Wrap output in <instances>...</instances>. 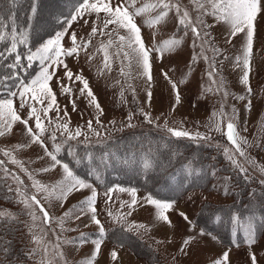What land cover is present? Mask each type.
I'll return each mask as SVG.
<instances>
[{
	"label": "snow or ice",
	"instance_id": "1",
	"mask_svg": "<svg viewBox=\"0 0 264 264\" xmlns=\"http://www.w3.org/2000/svg\"><path fill=\"white\" fill-rule=\"evenodd\" d=\"M136 4L137 0H75L67 15L61 13L63 17L61 29L33 48L29 46L30 36L27 23L18 30L15 11L18 0H0V45H3L0 47V137L13 133L14 126L17 124L21 126L22 136L27 137L26 143H16L11 149L0 148V153L8 158L7 161L0 159V172L3 173L0 175V190L7 187L8 193H14L15 203L22 206L21 214L29 218L28 221L22 222L16 213L10 210L0 211V237L11 234L15 230L14 226L20 224H23L30 235L29 244L25 245L26 251L23 253V259L13 256L11 241L0 239V264H24L25 260L31 261L32 264H67L65 254L61 250V243L70 245L77 243L78 240L79 244H84L88 239V234L81 232L78 238L62 240L59 235H56V230L51 227L53 221H56L62 232L74 230L65 227L68 221H80L82 218L87 219L97 227L98 234L91 241L94 245L91 256L82 262H78V264H94L97 256L101 253V245L105 242L107 233L104 224L98 218L97 189L93 182L78 175L70 163L59 155L64 145H67L68 155L75 157L76 162L79 163L82 158L77 156L76 148L71 142L75 141L78 144L91 146L92 137H95V144L104 146V149L99 154L86 153L83 159H86L91 166L89 175H94L95 179L100 181L102 179L99 171L101 163L105 168L116 165L126 168L128 165L134 164L142 170L149 168L155 170L157 167H165L164 161L160 159L161 152L171 151L167 160L169 166L173 159L179 155L177 150L171 149L172 140L186 138L194 142H207L213 139L210 134L199 131L190 132L183 127H170L167 120L163 124H158L159 117L154 119L150 111H146L145 107L136 104V90L131 83H127V87L134 97L133 103L136 104V107L127 112L125 120L121 122L119 128L115 127L117 124L115 120H110L108 123L113 125V128L109 131L101 120L104 114L103 108L91 89L88 79L82 74L83 69L74 73L66 62L67 59L78 60L81 53L84 54L87 61H92L95 53L90 54L89 48L97 36L107 37L106 42H101L96 49V52L103 54L101 74L105 70H112L114 59L119 61V72L122 77L126 78V82L133 79V73H135L136 78L145 80L148 86L147 106L150 107L153 95L151 86L155 60L162 61L165 52L175 50L191 33L193 52L189 61V69L191 70L192 66L199 60H205L208 65L206 75L209 83L207 85L202 84L201 88L205 93H222L223 97L220 109L212 111L205 127L209 133L213 130L222 132L233 146L231 149L224 147L223 156L229 162L230 168L238 173V179L242 177L245 184L256 179L254 175L249 173V167L245 165L250 166L254 171H258L261 177H264V165L258 164L256 159L247 153V147L253 145L245 136L241 135L238 110L235 105L230 106V111L224 110L230 93L226 90L225 81L217 67L218 64L223 65L225 62L232 61L233 70L240 69L242 72L239 82L245 85L249 94L252 93L249 76L252 71L251 63L257 25L264 22V0H188V5H185L183 0H153L151 3H142L140 7H136ZM29 12H37L35 0L31 4ZM152 12L156 14L154 18L146 20L148 27L165 22L169 13H174L177 29L182 31L183 35L173 34L171 38L157 44L155 42L156 34L153 33V41L149 45L142 35V27L137 24L136 17ZM78 20H83V25L90 27L86 38L80 37L78 39L77 32L72 30L73 22ZM28 21H31V16L28 17ZM217 22L228 26L224 34L226 43L231 44L233 38L237 37L238 34L244 36L242 48L234 58L227 55L225 49L215 44L212 30ZM65 39L68 40L67 46L64 43ZM207 51H211L212 55H207ZM217 57H221V59L218 60ZM37 62L40 65L39 70L30 77L24 75ZM61 68L64 70L63 77L58 76V71ZM161 72L174 93L175 103L172 107L175 110L176 106L181 103L177 82L172 81L163 69ZM53 79L56 80L61 94L69 96H71L73 89L64 82L65 80L73 84L79 82L82 85L79 88L80 97L85 99L87 107L96 110V115L93 117L95 126L93 119H89L85 126L78 125L74 129L69 127L71 123L70 114L67 111V106L61 108L57 101L56 93L51 86ZM183 82L181 79L180 83ZM116 83L119 84L120 81L117 80ZM120 97L122 102H126L123 101V88L120 91ZM234 99L246 101L245 108H251V99L242 95L236 96ZM69 104L73 112L79 111L76 100L69 99ZM22 110H26L25 115L21 114ZM50 112H55V118L49 115ZM80 114L83 115V113ZM136 118H142V122L150 126L154 125L157 133L163 134L159 136L157 141L159 150L155 151L154 155L145 157L142 163H139L137 158L128 151L121 152L118 147H108V141L112 138L111 131L123 132L125 129L134 130L141 126L134 122ZM30 121L34 123L30 124ZM224 122H226V127H222ZM242 130L247 132L248 129L243 127ZM132 135L133 138H137L135 132ZM81 136H83V140H79ZM45 137L52 142L54 150L49 149ZM137 139L146 140L149 144L152 143V139L143 133ZM32 145H38L42 148L44 155L51 161L49 167H42L37 171L48 172L57 166L61 167L62 179L54 185H47L36 179L33 173L14 154L16 151ZM255 146L257 148L262 147L259 143H256ZM216 147L219 149L220 145L217 144ZM153 151V149H149L150 153ZM238 157L243 158V162ZM9 162L17 165L20 172L28 176L31 181L30 185L25 184L16 171L7 167ZM182 167L187 175L181 174V187H187L191 182L188 179L189 176L195 180L205 172L203 166L199 165L197 161L187 160ZM217 171L213 167L210 174L216 176ZM174 175L175 173H171L166 179L171 182ZM9 178L14 182L15 187L12 184H6ZM221 179L223 183L214 184L212 187L223 189L225 195L233 194L235 190L231 185L232 176L226 175ZM258 184L262 186L260 190L251 188L248 191L249 203L244 205L245 211L243 213L234 208H229L226 210V215H214L216 223L231 227L233 237L236 236L237 225H239L243 232V243L249 247L258 243V232L264 230V214H258L255 211L257 207L264 208V178H260ZM83 190H89L90 194L64 211L60 217L51 216L45 204L41 202L43 200L52 204L55 201L62 208L70 195ZM113 191L127 192L131 196L130 201H120V208L123 209L127 206L129 210L126 213L118 211L114 214L108 208L106 209L107 216L127 232L145 228L144 224L127 222V217L132 215V210L138 204V190L135 187H125L119 184L108 186L104 192V196L107 197L106 205L113 202ZM4 198L11 199L8 196ZM142 199L146 204L154 206L155 218L158 221L172 226L168 213L174 210L175 199H160L151 193ZM179 215L187 223L188 231L192 232L196 228L197 222L191 220L183 211ZM49 232L56 235L55 243L47 239ZM205 235L213 241L220 242L217 235L201 227L198 233L183 238L179 248L180 253L187 257L193 242L199 243L197 237ZM231 243L238 246L240 242L233 239ZM118 246L123 247L122 244ZM230 251V248L223 251L218 258L212 261V264H231ZM110 256L112 261H117L118 252L115 248L111 250ZM9 257L12 258L9 259ZM250 257L251 264H257V255L250 253ZM172 259L177 261L179 258L174 256Z\"/></svg>",
	"mask_w": 264,
	"mask_h": 264
},
{
	"label": "rangeland",
	"instance_id": "2",
	"mask_svg": "<svg viewBox=\"0 0 264 264\" xmlns=\"http://www.w3.org/2000/svg\"><path fill=\"white\" fill-rule=\"evenodd\" d=\"M151 2H153V0H137L136 7H140L142 3ZM183 3L188 5V0H183ZM73 4L74 2L72 0H43L38 8L40 12L39 18L33 24L29 23L28 28L30 27L32 32L35 33V36H37L39 35L38 33H40V30L46 28L48 23L54 21L55 19L58 28L51 34L53 35L56 31L61 29V21L63 19V17H61V13H65V15H67ZM189 8L191 10L190 5ZM155 14V12H152L151 14L146 13L136 17L137 24L142 27V35L149 45L152 44L153 33L156 34L155 42L157 44L171 38L173 34L178 33L179 35H183V32L177 29L174 13H169V17L165 22L148 27L146 20L154 18ZM227 27L228 26L226 24L217 22L212 32L215 38V44L225 49V53L234 58L235 55L239 54L242 48L244 36L243 34H238L237 37L233 38L231 44L226 43L224 34ZM72 30L77 32L78 39L80 37L86 38V34L90 31V27L83 25V20H78L77 22H73ZM29 36L31 37L30 34ZM49 36L43 40L47 39ZM191 39V33H189L180 46L172 52H165L163 54L162 61L159 59L155 60L153 67V82L151 86L153 95L150 107L147 106L148 86L145 80L136 78L135 73H133V79L126 82V78L120 75L119 61L114 59L112 70H105L101 74L100 68L103 62V54L96 52V49L99 47L101 42H106L107 37L97 36L93 39V43L89 48L90 54L95 53L92 61H87L84 54L81 53L78 60L74 61L73 59H67L66 62L74 73H76L79 69H83L82 74L88 79L91 89L103 108L104 114L101 117V120L107 126L109 131L113 128V125L108 123L110 120H115L117 122L115 127L119 128L121 126V122L125 120L127 112L134 110L136 104H139L140 106L145 107L146 111H150L154 119L159 117V120L157 121L158 124H163L165 120H167L170 127H183L190 132L199 131L210 134L213 137L211 141L191 142L194 144L206 145L214 152H219L223 156V148L228 147L231 149L233 146L227 141L222 132H216L213 130L209 133L208 129L205 127L212 111L214 109H220V105L223 100L222 93L203 92L201 85H207L209 83L206 75L208 65L205 60H199L192 66L191 70L189 69V61L193 52ZM38 40L40 39L37 38L35 40L33 48L38 46L39 43L43 41L38 42ZM64 43L67 46L68 40L65 39ZM196 50L198 51L199 49L197 48ZM110 51L112 50L110 49ZM206 54L209 56L212 55L211 51H207ZM217 59L219 60L221 57H217ZM39 67L40 65L37 62L34 67L29 69L28 72L24 73V75L30 77L39 70ZM217 67L223 77V80L225 81L226 90L230 93L227 97L224 110L230 111V106L235 105L238 110L241 135L245 136L253 145L251 147H247V153L250 157H254L258 164L264 165V128H262V125H264V22L257 25V34L254 38V49L251 63L252 71L249 76L250 86L252 88L251 94L246 91L245 85L239 82V77L242 75V72L240 69L233 70L232 61L225 62L223 65L218 64ZM161 69L168 73V76L172 81L177 82L181 95V103L176 106L175 110H173L172 107L175 103L174 93L171 89V85L164 79ZM58 76H64V70L62 68L59 69ZM181 79H183V83H180ZM117 80L120 81L119 84L116 83ZM64 82L69 84V86L73 89L71 96L61 94L55 79L51 81V86L56 93L57 101L61 108L67 106V111L71 118L69 127L74 129L78 125L85 126L86 121L93 119L96 115V110L94 108L87 107L85 99L80 97L79 88L82 85L79 82H76L75 84L67 80ZM127 83H131L136 90V104L133 103L134 97L128 89ZM122 88L124 89L123 101L126 102H122V98L120 97V91ZM241 95L251 99L250 109L245 108L246 101L234 99V97ZM69 99L76 100L77 108L79 110L78 112H73L72 107L69 104ZM80 113H83V115ZM21 114L25 115L26 110H22ZM49 115L55 118V112H50ZM61 115H63V112H61ZM134 122L140 124L141 126L134 130L125 129L123 132L111 131V137L122 133H145L151 130L157 133L155 126L143 123L142 118H136L134 119ZM32 123L34 122L30 121V124ZM45 123L47 124V121H45ZM93 125L95 126L94 119ZM222 127H226V122L222 124ZM243 127H247V132L242 130ZM159 134L163 135L162 133ZM83 139V136L79 138V140ZM95 139V137H92V144H95ZM180 140L188 139L181 138ZM26 142L27 137L22 136L21 126L17 124L14 126L13 133L0 137V148L11 149L16 143ZM45 142L49 145L50 150H54L52 142L47 140L46 137ZM71 143L75 146V148L77 145H84L78 144L75 141H72ZM256 143H259L262 147L257 148L255 146ZM217 144L220 145L219 149L216 147ZM64 152H66L67 155ZM14 154L23 162L24 166L33 173L35 178L40 180L42 183L54 185L57 181L62 179V169L60 166H57L55 169H51L48 172L37 171L42 167H49L51 164L50 158L44 155L43 149L38 145H32L28 148L20 149ZM59 155L62 157L66 155L69 160L76 161L75 157L68 155L67 145L62 147V151ZM223 158L225 159L224 156ZM0 159H5L7 161L8 158L4 157L2 153H0ZM238 159L243 162V158L238 157ZM64 160L69 162L66 159ZM245 166L249 167V173L256 177V179H254L255 185L259 186L258 180L264 177H261V174L258 171H254L250 166ZM7 167L16 171L21 176V179L24 180L25 184H31L28 176L25 173L20 172L17 165H13L9 162ZM0 174L3 175L2 172H0ZM226 175L229 174L217 171V175L212 176L213 180L209 189L201 188L189 190L183 197L175 199L176 204L174 205V210L168 213L172 226H168L164 222L158 221L155 218L154 206L146 204L142 199L149 193L135 187L138 190V204L132 210V215L127 217V222L144 224L146 227L141 228L138 231L133 230L132 232H128L129 234L127 233V236L121 234L120 231H123L122 226L115 224L111 218L107 216L106 209L110 208L114 214L118 211L126 213L129 209L127 206L121 209L120 201H130L131 196L127 192L121 193L113 191L112 201L114 203L109 202L106 205L105 200L107 197L104 196L106 188L101 189L94 184L97 189L96 207L98 209V218L101 219V222L104 224L106 230L113 229L116 226L119 227V229L117 231L115 230L112 234L111 240L107 238L105 239V242L101 245V253L97 256L94 264H212L214 259L218 258L223 251L229 248L231 249L229 253L231 264H251L250 253H255L257 255V264H264V230H259L257 236L258 243L251 247L243 243V232L240 229L236 236L233 237V239L240 242L238 246L233 245L232 243L229 244L225 239H221L220 237H218L220 241L218 243L211 240L209 236L205 235L203 237H197L199 243L197 244L195 241L193 242L190 246V254L187 257H184L179 251L183 238L187 235L198 233L199 229L202 227L200 223H197L196 228L193 229L192 232H189L187 223L182 219L179 213L181 211L187 213L189 218L194 221L195 215L202 203L205 201L215 203L231 201V196L225 195L223 189L212 187L214 184L223 183L221 178ZM6 183L12 184L13 187H15L14 182L10 178L6 181ZM122 186L132 187L128 185ZM170 190L172 189L170 188ZM170 190L168 189V191ZM89 194V190L73 193L70 195L66 203H64L62 208L59 203L55 201H53L52 204H48L43 200H41V202L45 204V207L49 210L51 216L60 217L64 211ZM189 197H191V199H189ZM38 198H40V196H38ZM21 207V205L15 203L14 193L13 198L9 199V201L0 200V211L10 210L17 214L20 221H28L29 218L26 215L21 214ZM85 225H87V227H85ZM51 227L56 230V235H59L62 240L78 238L81 232L88 234V239L84 244H79L78 240L77 243L70 245L61 243V250L65 254L67 264H78V262H82L91 256V253L94 250V245L91 241L95 239L98 234L97 227L94 224H91L87 219L82 218L80 221L71 220L66 223L65 227L74 229L73 231L62 232L57 226L56 221L52 222ZM207 231L212 232L211 230ZM212 233L216 235V233ZM17 235L19 236L18 238L20 242L24 241L26 244H29L30 235L23 224H20V229L16 232L15 236L17 237ZM56 235L49 232L47 239L55 243ZM123 237L125 239L129 238L128 240L132 242V245L129 244L128 240H126L127 242L124 241L125 239ZM158 241H160V243H157ZM119 244H122L123 247H119ZM114 248L118 252V259L115 262L112 261L110 256V252ZM174 256L179 259L177 261H173L172 257Z\"/></svg>",
	"mask_w": 264,
	"mask_h": 264
},
{
	"label": "trees",
	"instance_id": "3",
	"mask_svg": "<svg viewBox=\"0 0 264 264\" xmlns=\"http://www.w3.org/2000/svg\"><path fill=\"white\" fill-rule=\"evenodd\" d=\"M42 1L43 0H35L37 12L30 13L29 8L33 3V0H18V5L15 10L18 30L23 27L25 23H28L27 25H29V23L33 24L35 21H37L40 13L38 8ZM72 1L75 3V0ZM29 16H31V21H28ZM57 28L58 26L55 19L54 21L48 23L46 28L40 30V33H38L39 35L37 36H35V33H33L32 29H30L29 27V34L31 35L29 46L34 47L35 40L37 38L40 39L38 40V42H40L47 36L51 35ZM2 46L3 45H0V47ZM132 134L133 133H122L112 137V139L108 141V147H118L121 152H130L133 157L137 158V161L139 163H142L145 157L154 155L155 151L159 150V144L157 143V141L161 134L156 133L152 130L143 133L150 139H152L151 144H149L146 140L137 139L141 136V132L135 133L137 138H133ZM103 149L104 146L97 144H92L91 146L77 145L76 151L78 157L82 158L79 163H77L75 160H69L66 156V152H64L66 155H64L63 158L69 161L70 165L74 168V171L78 175L89 179L91 182H93V184L101 189H105L108 186L117 184L128 185L151 193L154 197L169 199H179L183 197L184 194L189 190L201 188L209 189L213 180V177L210 174L213 167H215L219 172L231 175V185L235 190L233 194L230 195L232 198L231 201L223 203L205 201L200 206L194 218V221L200 223L202 227H206L207 230H211L212 232L216 233L218 237H220L221 239H225L229 244L233 239L231 227L216 223L214 221V215H226V210L229 208H234L235 210L243 213L245 211L244 205L249 203V198L247 195L248 191L251 188L260 190L262 187L259 184V186L255 185L254 180L249 184H245L242 177L238 179V173L229 167L228 161L223 158L221 153L214 152L210 147H207L206 145L194 144L193 142L188 140L171 141V149L177 150L179 155H177L175 159H173L170 166L167 165V160L171 155L170 150H166L160 153V159L164 161L165 167H157L155 170H152L151 168L142 170L141 168L136 167V165L134 164H130L126 168L121 167L120 165L105 168L101 163L99 166V171L102 179L100 181H97L94 175H89L91 166L86 161V159L83 158L85 157L86 153L99 154ZM149 149H153L154 151L150 153ZM187 160L197 161L199 165L203 166L205 172L195 180H193L192 177L189 176L188 179L191 182L187 187H181V174L184 173L182 165ZM171 173H175V175L172 177L171 182H169L166 178ZM184 174L187 175V173ZM170 188L172 190H170ZM168 189L170 191H168ZM5 196L13 198V193H8L6 187L0 190V200L9 201V199L4 198ZM255 211L258 214H264V208L257 207ZM14 227L15 230L11 234L0 237V239L11 241L13 256L23 259V253L26 251V242H20L18 238L19 236H15L16 232L20 229V225ZM118 229L119 227L117 226L113 229H107V239L111 240L112 234L115 232V230L117 231ZM239 230L240 227L239 225H237V232H239ZM120 232L121 234L127 236V231L123 230ZM128 239H125L124 241ZM128 242L130 245H132V242H130V240H128ZM11 258L12 257H9V259ZM24 264L32 263L28 260H25Z\"/></svg>",
	"mask_w": 264,
	"mask_h": 264
}]
</instances>
